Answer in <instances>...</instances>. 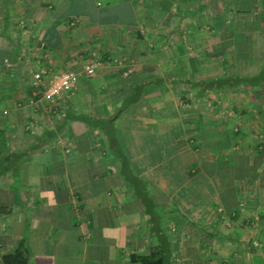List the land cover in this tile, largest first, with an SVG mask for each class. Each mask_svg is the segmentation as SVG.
I'll return each instance as SVG.
<instances>
[{
    "label": "crops",
    "instance_id": "crops-1",
    "mask_svg": "<svg viewBox=\"0 0 264 264\" xmlns=\"http://www.w3.org/2000/svg\"><path fill=\"white\" fill-rule=\"evenodd\" d=\"M17 2V17L0 10V37L12 34L11 49L0 43V256L22 241L27 264H264V134L243 146L204 131L205 149L182 156L167 133L183 125L170 84L191 79L203 14L223 10L203 0ZM95 52L103 61L87 75L82 61ZM39 67L77 79L49 104L30 87ZM111 130L148 198L117 171L99 176Z\"/></svg>",
    "mask_w": 264,
    "mask_h": 264
},
{
    "label": "rangeland",
    "instance_id": "rangeland-1",
    "mask_svg": "<svg viewBox=\"0 0 264 264\" xmlns=\"http://www.w3.org/2000/svg\"><path fill=\"white\" fill-rule=\"evenodd\" d=\"M3 3L5 7H8L10 17L19 16L15 12V5L18 4L17 0H0V10H2ZM207 3H211L212 9H215L214 5H216V8L218 6L223 10L224 15L213 19L209 18L207 14H203V54L199 49L192 51L197 60L201 59L199 63L203 66L197 64L192 75L189 76L191 79L186 77L170 84L172 94L169 103L175 106V115L182 120L183 125L181 123L179 128L167 133L170 137L175 135L169 140L176 139L175 142H172L181 149L179 152L182 156L189 152H197V155H199L201 147L205 149V144L201 146L203 140L200 141V135H203L204 131L208 135L210 133L209 136L213 137L219 134L217 140L221 136L220 141L222 139L228 142L237 141L240 144L242 143L241 145L258 142L264 134V104L260 110L257 109L256 104L264 93L263 87L252 88L251 85H237L233 90L226 88L218 90L205 89L203 93H200L199 85L193 82L202 79L200 77L209 78L223 73L231 74L235 71L242 74L251 73L252 70L248 67L252 66L250 63L256 62L255 56L257 57L258 53L251 46V42L254 39L256 43L261 41L262 32L264 31V25L260 21V10L263 9L261 0H203V7L208 6ZM225 6L228 8L230 6L231 9L226 8L225 10ZM196 8L194 7V9ZM254 19L263 27H257ZM213 22L215 24L211 25ZM17 23H20V21ZM193 26H195V23H193ZM262 28L263 30H261ZM8 29H10V26L6 30V36L0 37V43L6 47L5 50L11 49L10 39L12 34ZM7 45H10V47ZM21 52L20 50L18 54V68L15 72L19 77H22L21 72L26 68L25 64L27 66L28 63L24 61L26 56L23 57V54H20ZM88 57L101 59L97 53L90 54ZM111 57H108V59ZM244 61L248 62L249 66L247 63L242 64ZM163 85L165 84L163 83ZM159 87L161 88V86ZM161 98L159 97V101L156 102L158 107L168 103L167 99L161 100ZM188 116L192 117V120L195 119V121H190L187 118ZM209 136L207 145L213 148V140L215 139L209 141ZM237 149V146H234L231 147L230 151H236ZM216 151L221 157L220 149ZM212 157L217 158L213 152ZM137 184L140 188L146 187L145 190H147V193L149 192L150 187L147 183L141 181Z\"/></svg>",
    "mask_w": 264,
    "mask_h": 264
},
{
    "label": "trees",
    "instance_id": "trees-1",
    "mask_svg": "<svg viewBox=\"0 0 264 264\" xmlns=\"http://www.w3.org/2000/svg\"><path fill=\"white\" fill-rule=\"evenodd\" d=\"M261 3L263 9L260 10V17H261L260 21L264 25V0H261ZM254 22L257 27L260 26L255 19ZM261 30H263V28ZM262 35L263 36L261 41L256 43V40L254 39L251 42V46L253 47V49H256L258 52L257 57L255 56L256 62L252 64L250 63V65L252 66H249L248 62L246 61L242 62V64L247 63V65L249 66L248 68L249 69L251 68L252 70L251 73L242 74L240 72L235 71L231 74L223 73L209 78L198 79L197 81H193V82L199 85V92L203 93V90L205 89L218 90V89L226 88L229 90H233L237 85H242V86L251 85L252 88H259V87L264 88V31L262 32ZM256 104L258 106V110H260V108L264 104V93L262 94L260 100L258 99ZM109 133H110L109 139L107 137L108 140L106 141L107 146L106 147L104 146L105 147L104 150L106 154H110L111 157L102 159V161L101 160L98 161L103 166L99 176H103L105 173H107V171H117V173H119L123 177V180L129 186L128 189L131 191L134 197H138L141 200L142 197L145 199L146 197L148 198L149 195L147 193V190H145L146 187L140 188L138 185H135V181L141 182L142 180L136 175V173L131 168V165L123 151L120 141L116 138L112 130ZM34 146L36 145H33L32 147H28L26 152H29V150H31L30 148H37ZM16 154H21V152ZM107 164H109L110 167L105 168ZM75 194L77 198H80L79 192L76 191ZM7 206L8 205H5L2 202H0V213L7 212L8 211ZM145 206L147 208L149 207L146 204ZM146 207L145 210L147 209ZM21 238H23V236H21ZM23 246H24L23 242L19 241L16 247L12 251H7L2 253L0 257L3 264H27V258L26 255H24ZM143 264H164V262H163V258L159 257L155 260H151V259L144 260Z\"/></svg>",
    "mask_w": 264,
    "mask_h": 264
},
{
    "label": "built area",
    "instance_id": "built-area-1",
    "mask_svg": "<svg viewBox=\"0 0 264 264\" xmlns=\"http://www.w3.org/2000/svg\"><path fill=\"white\" fill-rule=\"evenodd\" d=\"M101 65V60L97 57H85L82 61V71L87 75L95 73ZM44 67H39L31 72L30 87L35 95L40 93L41 97L49 104L56 102L65 91L70 89L77 79V73L72 69H63L57 73L47 74ZM33 99L29 98L28 102ZM225 264V263H220Z\"/></svg>",
    "mask_w": 264,
    "mask_h": 264
},
{
    "label": "bare ground",
    "instance_id": "bare-ground-1",
    "mask_svg": "<svg viewBox=\"0 0 264 264\" xmlns=\"http://www.w3.org/2000/svg\"><path fill=\"white\" fill-rule=\"evenodd\" d=\"M254 244H256V242H254Z\"/></svg>",
    "mask_w": 264,
    "mask_h": 264
}]
</instances>
